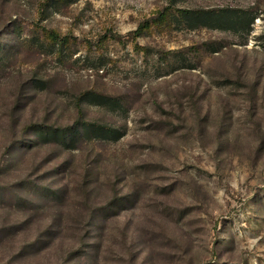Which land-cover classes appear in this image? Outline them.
Here are the masks:
<instances>
[{"label": "rangeland", "instance_id": "obj_1", "mask_svg": "<svg viewBox=\"0 0 264 264\" xmlns=\"http://www.w3.org/2000/svg\"><path fill=\"white\" fill-rule=\"evenodd\" d=\"M0 264H264V0H0Z\"/></svg>", "mask_w": 264, "mask_h": 264}, {"label": "trees", "instance_id": "obj_2", "mask_svg": "<svg viewBox=\"0 0 264 264\" xmlns=\"http://www.w3.org/2000/svg\"><path fill=\"white\" fill-rule=\"evenodd\" d=\"M255 16L247 10H242L235 7H218V8H183L177 9L175 20L177 23L184 25L189 29L209 28L221 30H250V25L254 22ZM149 26L148 21L141 25L135 31V34H140L143 29ZM53 36H59L55 32H51ZM82 100L86 99L90 102L116 110L122 107V104L116 97L99 94L93 91L85 92L82 95ZM80 120V119H79ZM77 121L78 125L54 127L41 125L38 127V132L46 142H56L67 144L75 136V133L83 132L87 134V138H96L104 140H118L122 133L119 129L106 123L95 121L84 122ZM82 125L80 129L79 126Z\"/></svg>", "mask_w": 264, "mask_h": 264}]
</instances>
